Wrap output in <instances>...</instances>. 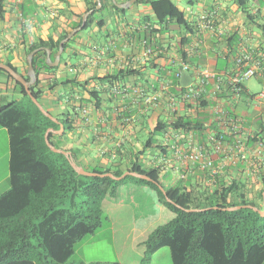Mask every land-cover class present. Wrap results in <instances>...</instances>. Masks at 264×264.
<instances>
[{
	"label": "crops",
	"instance_id": "1",
	"mask_svg": "<svg viewBox=\"0 0 264 264\" xmlns=\"http://www.w3.org/2000/svg\"><path fill=\"white\" fill-rule=\"evenodd\" d=\"M139 1L125 7L124 12H116L105 0V8L95 15L94 22L79 30L61 54L59 68L43 70L39 75L42 105L55 117L66 113L73 123L62 145L75 151L87 167L114 161L126 168L138 159L147 167H156L159 180L166 186L180 185L188 193H195L236 181L252 201L259 202L264 179V99L255 95L264 91V0H251L247 11L235 0H173L186 16L190 27L187 30L171 20L159 23L151 5ZM87 8L84 0H0V61H10L19 73L26 75V47L49 37L57 39L85 15ZM204 12L213 16L214 30L201 26ZM246 54L252 56L248 65L256 70L251 78L261 84L256 90L251 88V78L245 79L239 89L232 82L240 73L237 59ZM183 62L189 63L190 68L184 69ZM203 69L214 72L215 78L205 85L199 102L184 101L182 89L198 83ZM106 76L109 77L101 80ZM115 85L121 87L122 93L113 90ZM164 86L167 88L161 91ZM91 90L99 92L98 103L91 97ZM159 91L160 102L145 101L146 96ZM171 95L178 100L177 113L171 111ZM22 98L1 77L0 107ZM84 109L87 115L83 114ZM223 110L240 120L239 135L244 144L241 151L236 148L230 120L222 114ZM125 117H131V122H126ZM180 119L193 125L188 129L176 127ZM159 122L165 123L166 128L156 132ZM197 123L200 126L196 127ZM3 130L7 132L9 184L2 186L0 150V195L10 187V136L0 126L2 141ZM218 130L226 132L228 154L213 149L209 137ZM145 135L149 137L146 140ZM122 140V146L117 147ZM192 144L204 145L211 153L216 173L176 158V146L188 151ZM184 173L186 177L182 178L180 174ZM107 216V223L86 240L105 233L107 242L116 250L117 239L123 237L121 247H130L132 260L121 262L116 254L117 262L143 264L144 241L156 227L154 221L138 226L144 216ZM86 240L77 245L74 258L64 264L109 263L101 258H87L82 250ZM99 247L95 244L92 249L99 251ZM8 264L35 263L21 260ZM149 264H173L170 249L160 248Z\"/></svg>",
	"mask_w": 264,
	"mask_h": 264
},
{
	"label": "trees",
	"instance_id": "2",
	"mask_svg": "<svg viewBox=\"0 0 264 264\" xmlns=\"http://www.w3.org/2000/svg\"><path fill=\"white\" fill-rule=\"evenodd\" d=\"M84 1L88 6L87 11L95 10L90 13L81 31L87 29L94 22L95 15L105 8V0H101L100 9H96L97 0ZM107 1L116 12L126 10L116 5L113 0ZM250 1L235 0L244 11H247ZM139 2L151 5L159 23L171 20L186 30L190 28L184 12L173 0ZM82 21L81 16L57 39L49 37L26 47L27 56L34 49L41 48L33 57L37 80L30 87L41 103L39 75L43 70L53 71L60 66V63L57 66L49 65L47 51L42 47L51 50V59L54 60L60 41L80 26ZM78 33L80 31L64 44L63 53ZM7 63L17 70L10 61ZM24 76L29 79L28 74ZM1 77L11 83L23 98L0 107V126L5 127L10 136V187L0 195V264L21 260H29L35 264L66 263L75 253L77 245L96 233L108 220L104 210L106 196H114L119 186L130 178L154 188L159 201L176 214L170 221L154 228L145 239L143 264H149L154 253L162 247L170 249L173 264L264 262V215L260 212L264 209V179L258 194L260 201L256 202L249 198L247 191L236 181L195 193H188L180 185L166 186L159 180L156 167H147L138 159L132 160L126 168L115 165L114 161L107 165L87 167L75 151L62 145L67 130L73 128V123L66 118V113L56 115L58 122L52 120L33 102L20 81L2 68L0 86ZM90 95L99 102L97 90H91ZM67 114H70V111H67ZM83 114L87 115L84 112ZM176 124V127L185 129L193 125L190 121L181 122V119ZM62 126L63 131L59 133ZM198 126L200 124L197 123L196 127ZM50 128L53 129L49 132L50 142L57 148L71 151L76 162L85 169L99 173L113 172L116 175H121L127 170L147 174L159 182L168 196L182 207L169 202L159 185L147 179L128 175L122 180H115L108 176L78 173L65 154L55 152L48 146L45 134ZM165 128L166 124L159 122L155 131L159 132ZM151 140H148L149 144ZM247 204L254 205L259 210L250 207L225 209ZM193 208L204 210H187Z\"/></svg>",
	"mask_w": 264,
	"mask_h": 264
},
{
	"label": "rangeland",
	"instance_id": "3",
	"mask_svg": "<svg viewBox=\"0 0 264 264\" xmlns=\"http://www.w3.org/2000/svg\"><path fill=\"white\" fill-rule=\"evenodd\" d=\"M174 1L176 3L178 2L177 0ZM249 83L253 90L259 89L261 87V84L255 78H251ZM3 134L5 137L4 140L2 141V139H0V150L2 155L3 167H4V172H3L4 180L2 186H8L9 180L6 179L7 178L6 175L8 172L7 132L4 131ZM148 138H149L148 135H145L144 140ZM152 199L155 200V203H152ZM104 210L105 213L111 214L113 216H127V215L128 216L135 215L137 217L144 216L142 220H139L138 218L139 220L137 223L138 226H141L142 224L148 223L150 221H154L155 226L157 227L158 224L159 225L164 224L170 221L176 215L173 210H171L170 208H168L159 201L157 192L154 188H152L148 184L136 182L132 178L128 179L126 182L121 184L117 189V193L114 196L112 195L106 196L104 200ZM106 223L107 220L104 222V224ZM105 236L106 234L104 233L95 236L94 238H90L89 240H86L87 238L84 239L86 240V242L83 244L82 250L87 258L88 257L101 258L102 260L109 261V263L108 262H103V263L114 264V263H118L117 262L118 258L116 255L118 254L121 262L127 263L132 260L131 256L133 255V252L131 251L130 247L129 246L121 247V243L124 241L125 238L120 237L117 239L118 244L116 246V250H114V247L109 242H107ZM95 244L99 245L100 246L99 248L101 250L96 251L92 249L93 245ZM73 258L74 256H72L71 259Z\"/></svg>",
	"mask_w": 264,
	"mask_h": 264
},
{
	"label": "built area",
	"instance_id": "4",
	"mask_svg": "<svg viewBox=\"0 0 264 264\" xmlns=\"http://www.w3.org/2000/svg\"><path fill=\"white\" fill-rule=\"evenodd\" d=\"M201 19V26L204 28H207L209 30H214L215 29V21L213 19V16L211 14H209L208 12H204L201 14L200 16ZM150 51V50H149ZM252 60V56L250 54H246L242 57H239L237 59V64L238 66H240V73L238 75H236L233 78V84L235 87H237V89H239V87L241 86L242 82L245 79L251 78L256 74V70L253 66H249L248 63ZM183 68L184 69H188L190 68V64L187 62H183ZM201 76L199 79L198 83H192L188 86H186L184 89H182V98L184 101H188V102H193V103H197L201 100L202 96H203V92H204V87L205 85L212 79L215 78V73L208 70V69H203L201 70ZM167 88V86H164L162 90H165ZM113 90L116 93H122V89L120 86L115 85L113 87ZM161 95L162 92H156L150 96H146L145 97V101L147 103L150 104H156L158 102H160L161 100ZM256 98L258 99H264V91L260 92L258 94L255 95ZM169 103H170V108L172 112L177 113L178 111V100L176 98V96L171 95L169 97ZM83 112L85 114H88L87 110L84 109ZM222 114L225 115L226 118H228L230 121V125L232 126V132L233 135L236 138V148L241 151L244 147V144L242 142V138L239 135V131H240V120L238 118L233 117L227 110L226 111H222ZM132 120L131 117H125V121L130 123ZM210 141L212 142L213 145V149L215 152L217 153H229L230 149H228L229 147H227L226 145V132L223 130H218V131H213L210 134L209 137ZM122 141H119L117 143V147H120L122 145ZM262 144V143H261ZM116 152H114V156H115ZM174 154L176 155V158H178V160L180 162H185V161H190L192 163H197L202 170L205 171H211L212 173H216L217 169H216V165H215V159L213 158V156L211 155V153L206 149V147L204 145H195L192 144L189 148L188 151H186L184 148H181L179 146L175 147V151ZM177 170L180 169V166L177 165ZM182 178L186 177V174H180Z\"/></svg>",
	"mask_w": 264,
	"mask_h": 264
},
{
	"label": "water",
	"instance_id": "5",
	"mask_svg": "<svg viewBox=\"0 0 264 264\" xmlns=\"http://www.w3.org/2000/svg\"><path fill=\"white\" fill-rule=\"evenodd\" d=\"M137 0H128L126 2L120 3L117 0H113V2L118 5L121 8H125V7H129L132 3H134ZM102 7V2L101 0H98V4L96 6V9H99ZM95 9H91L89 11H87L85 13V15L83 16V21L82 24L76 28H74L65 38H63L60 43H59V50L56 54V57L54 60L51 59V50L47 47H42L47 51V62L49 63L50 66H55L58 65L61 59V54L64 51V44L66 42H68L79 30H81L87 23L88 17L90 15L91 12H93ZM41 48H37L34 49L33 51H31L28 56H27V61H28V71L27 74L29 76V79H27L24 75H22L21 73H19L17 70H15L13 67H11L9 64L1 62L0 61V68L5 69L6 71H8L16 80L20 81L26 88L28 95L31 97V99L33 100V102L40 108V110L47 115L48 117H50L52 120L58 122V119L52 114L50 113L43 105L42 103L36 98V96L33 94V92L31 91L30 87L31 85H33L36 80H37V74H36V70L34 68L33 65V57L35 55V53ZM53 129L50 128L47 130L46 134H45V139L46 142L48 144V146L55 152H60L63 153L67 156V158L69 159L71 165L74 167V169L80 173V174H84V175H90V176H100V177H111L112 179L115 180H122L124 179L126 176L128 175H133L135 177H139V178H143V179H147L149 181H153L156 182L160 189L163 191L166 199L171 202L174 203L175 205L182 207L181 205L175 203L167 194L165 188L156 180H154L151 176L144 174V173H139L136 171H125L123 174L121 175H116L113 172H105V173H99V172H94V171H89L87 169H85L82 165H79L76 160L74 159L72 153L70 151H67L65 149L62 148H57L56 146H54L50 140H49V132L52 131ZM62 128L58 131L61 132ZM263 201H264V191H263ZM240 207H250L253 208L255 210H259L257 209L255 206L247 204V205H239V206H235V207H227L225 209L228 210H233V209H238ZM187 210H204V209H187ZM261 215H264V209L260 211Z\"/></svg>",
	"mask_w": 264,
	"mask_h": 264
}]
</instances>
